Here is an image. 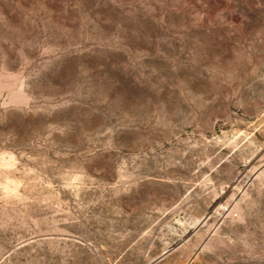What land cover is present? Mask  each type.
Wrapping results in <instances>:
<instances>
[{
	"label": "rangeland",
	"instance_id": "rangeland-1",
	"mask_svg": "<svg viewBox=\"0 0 264 264\" xmlns=\"http://www.w3.org/2000/svg\"><path fill=\"white\" fill-rule=\"evenodd\" d=\"M0 264H264V0H0Z\"/></svg>",
	"mask_w": 264,
	"mask_h": 264
}]
</instances>
